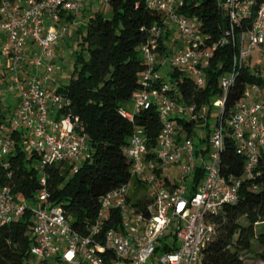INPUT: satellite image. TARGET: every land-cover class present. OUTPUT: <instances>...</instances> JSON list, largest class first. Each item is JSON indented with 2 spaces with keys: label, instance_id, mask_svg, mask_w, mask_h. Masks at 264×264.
<instances>
[{
  "label": "built area",
  "instance_id": "obj_1",
  "mask_svg": "<svg viewBox=\"0 0 264 264\" xmlns=\"http://www.w3.org/2000/svg\"><path fill=\"white\" fill-rule=\"evenodd\" d=\"M111 1L0 0V76L8 79L0 87V99L8 94L18 98L9 126L0 122V164L5 169L9 163L3 160L15 145L11 131L20 129L28 131L27 146L39 156L42 169L68 163L78 172L90 160V146L77 131L70 100L50 89L59 84L61 71L55 48L78 14ZM186 1L146 0L148 9L179 33L183 47L160 60L157 50L165 29L152 28L140 48L147 66L140 79L143 89L133 100V111L121 114L133 123L137 114L156 105L163 127L153 151L146 146L144 130L135 128L124 149L131 180L102 197L87 233L74 230L65 210L51 205L46 177L33 203L17 201L10 186L0 189V229L28 210L33 213L35 243L29 264H204L203 249L216 229L213 216L237 202L244 178H254L264 148V86L248 85L235 112L223 119L228 92L244 67H258L256 76L264 81V0H215L229 28L213 42L200 31L198 17L182 13ZM67 16H75L73 23L64 21ZM230 44L237 49L234 70L220 79L223 96L215 99L213 108L177 102L168 94L170 87L160 84L162 74L156 68L161 61V66L183 70L199 89L204 87V69ZM254 53L261 54V63ZM214 111L220 117L208 144L196 146L197 131L193 137L180 134L176 118L205 127ZM226 130L237 154L245 158L241 178L221 171ZM198 169L203 175L192 194Z\"/></svg>",
  "mask_w": 264,
  "mask_h": 264
},
{
  "label": "trees",
  "instance_id": "obj_2",
  "mask_svg": "<svg viewBox=\"0 0 264 264\" xmlns=\"http://www.w3.org/2000/svg\"><path fill=\"white\" fill-rule=\"evenodd\" d=\"M109 8V16L97 11L87 22L86 30L77 32L81 34L80 49L73 58L70 82L54 90L70 100L69 111L77 119L78 133L88 141L90 160L81 164L78 172H73L74 166L68 163L37 168L39 156L28 148L27 134L16 130L11 131L15 145L3 160L9 167L5 169L0 164V189L10 186L17 201L35 202L42 189L41 179L46 177L51 205L61 206L74 230L82 233H87L96 222L102 197L131 180V163L124 149L135 128L144 130L150 151L158 145L163 125L156 105L137 114L133 123L121 114L143 89L140 79L147 66L140 48L149 40L153 27L165 29L157 50L159 59L175 53L169 47L174 30L169 29L161 14L148 9L146 0H112ZM87 11L88 8L84 10ZM182 13L198 17L200 31L211 42L221 39L229 28L215 0H187ZM74 19L75 16H67L64 21L73 23ZM248 27L245 25L244 31ZM236 51L230 44L215 53L204 69L205 85L200 89L181 69H169L166 76L162 75L160 84L170 87L168 94L177 102L213 108L215 99L223 96L220 79L234 70ZM160 68L161 63L156 69ZM256 72H261L258 67L241 70L228 92L223 119L235 112L248 85L264 86L263 78L256 76ZM6 108L0 99V122L9 126ZM217 116L216 125L220 117ZM176 121L180 134L188 137L205 129L207 133L198 135L196 146L208 144L212 130L209 122L199 127L188 119L176 118ZM225 133L221 171L227 177L241 178L245 176V158L237 154L231 131ZM202 175L198 169L192 194ZM213 220L216 229L203 249L204 264H245L243 255L254 252L264 264V148L254 178H244L237 202L224 206ZM33 226L34 216L28 210L0 229V264H29L35 243ZM256 245L259 251L255 250Z\"/></svg>",
  "mask_w": 264,
  "mask_h": 264
},
{
  "label": "rangeland",
  "instance_id": "obj_3",
  "mask_svg": "<svg viewBox=\"0 0 264 264\" xmlns=\"http://www.w3.org/2000/svg\"><path fill=\"white\" fill-rule=\"evenodd\" d=\"M97 11H102L105 16L110 15V8L109 6L105 7H99V6H94V8L89 9L87 12H81L77 16V22L74 24L70 25V30L67 34V37L59 44L56 48L55 51L58 55L59 63H60V68L61 71L57 72V77L60 79V84L57 85V88L61 85L65 86L70 82V77L73 71V58L75 53L80 49L79 42H80V37L81 34L77 33L80 29L84 32L87 28V22L89 21L90 17L96 13ZM174 31H171V36L176 42L174 43V47H172L175 51L180 50L183 45L179 44L180 42V35L177 31H175V28H173ZM171 42V41H169ZM172 43H170L169 47H171ZM173 46V45H172ZM256 58L258 59V62L261 63V54L259 53H254ZM161 63V61L159 62ZM165 66V65H162ZM15 97L16 95L12 94L11 99H6L3 102V105L6 106L7 108L5 109L8 119L11 117L14 109H15ZM133 102L129 103L126 107L129 111H133ZM217 113L214 111L212 113L211 119L209 120L210 127L214 129L216 123H217ZM200 134H205L207 131L204 129L197 130V133ZM198 139L196 138V141ZM37 168L40 166L37 164ZM134 187L131 190V195L134 196ZM174 237V236H173ZM259 247L256 245L255 250L259 251ZM243 260L245 264H263L256 256L255 252L254 253H247L243 255Z\"/></svg>",
  "mask_w": 264,
  "mask_h": 264
},
{
  "label": "crops",
  "instance_id": "obj_4",
  "mask_svg": "<svg viewBox=\"0 0 264 264\" xmlns=\"http://www.w3.org/2000/svg\"><path fill=\"white\" fill-rule=\"evenodd\" d=\"M171 30H174L173 28L171 29ZM174 38V37H173ZM172 38V40H171V42H169V44L170 43H172V41H174L173 42V46H174V43L176 42V40H174ZM179 44H181V42H178ZM182 45V44H181ZM172 45H171V48L173 47ZM59 66H60V63H59ZM170 68H169V66H161V68H160V72H161V74L162 75H164V76H166V74H167V72H168V70H169ZM0 75H2L3 76V74H0ZM5 75V74H4ZM2 76H0V87H3L4 85H5V83L6 82H8V79L7 80H3V77ZM58 82H59V84H60V79L58 78ZM60 87V86H59ZM58 87V88H59ZM51 90H56L57 89V86H55V87H52V88H50ZM11 95L12 94H8L6 97H4V98H1V103L3 104V102L6 100V99H11ZM12 100V99H11ZM13 101H15L14 103L16 104L15 105V109H16V107H17V105H18V98H17V96L15 97V100H13ZM14 109V110H15ZM14 112V111H13ZM12 116V115H11ZM11 118V117H10ZM10 118L8 119V120H10ZM20 131H22V132H25L26 134H28V131L26 130V129H20ZM199 135H200V132H199ZM28 136V135H27Z\"/></svg>",
  "mask_w": 264,
  "mask_h": 264
}]
</instances>
